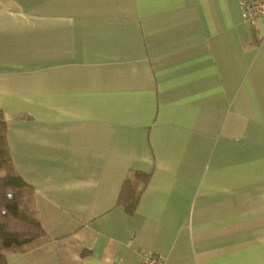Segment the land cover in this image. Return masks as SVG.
Returning <instances> with one entry per match:
<instances>
[{"label":"crops","instance_id":"obj_1","mask_svg":"<svg viewBox=\"0 0 264 264\" xmlns=\"http://www.w3.org/2000/svg\"><path fill=\"white\" fill-rule=\"evenodd\" d=\"M0 114L47 233L0 264H264V18L238 0H0Z\"/></svg>","mask_w":264,"mask_h":264},{"label":"trees","instance_id":"obj_2","mask_svg":"<svg viewBox=\"0 0 264 264\" xmlns=\"http://www.w3.org/2000/svg\"><path fill=\"white\" fill-rule=\"evenodd\" d=\"M7 132L8 125L0 114V262L5 252H25L30 242L47 234L38 218L35 190L12 162ZM149 177L150 173H129L116 204L133 213Z\"/></svg>","mask_w":264,"mask_h":264},{"label":"built area","instance_id":"obj_3","mask_svg":"<svg viewBox=\"0 0 264 264\" xmlns=\"http://www.w3.org/2000/svg\"><path fill=\"white\" fill-rule=\"evenodd\" d=\"M240 15L246 22H252L257 18H264V0H238ZM140 264H165L160 255L143 251Z\"/></svg>","mask_w":264,"mask_h":264}]
</instances>
